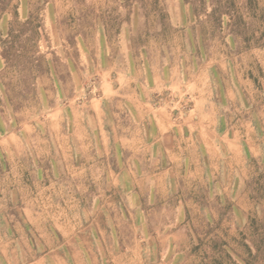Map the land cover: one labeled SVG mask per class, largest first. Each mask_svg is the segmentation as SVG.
Wrapping results in <instances>:
<instances>
[{"label":"rangeland","instance_id":"rangeland-1","mask_svg":"<svg viewBox=\"0 0 264 264\" xmlns=\"http://www.w3.org/2000/svg\"><path fill=\"white\" fill-rule=\"evenodd\" d=\"M0 264H264V0H0Z\"/></svg>","mask_w":264,"mask_h":264}]
</instances>
